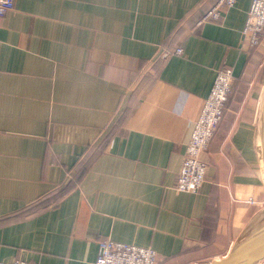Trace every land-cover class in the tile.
<instances>
[{
	"label": "crops",
	"instance_id": "0c3cea01",
	"mask_svg": "<svg viewBox=\"0 0 264 264\" xmlns=\"http://www.w3.org/2000/svg\"><path fill=\"white\" fill-rule=\"evenodd\" d=\"M216 2L14 0L0 18V259L95 264L107 238L157 264L229 252L264 206V37L242 45L251 0L200 24ZM224 66L236 80L208 180L178 191Z\"/></svg>",
	"mask_w": 264,
	"mask_h": 264
},
{
	"label": "built area",
	"instance_id": "2783aa9c",
	"mask_svg": "<svg viewBox=\"0 0 264 264\" xmlns=\"http://www.w3.org/2000/svg\"><path fill=\"white\" fill-rule=\"evenodd\" d=\"M237 0H217L214 6L199 20V23L221 20L224 12ZM14 8V0H0V18ZM264 37V0H251L250 10L243 29L242 45L253 48ZM181 54L182 49L177 48ZM235 76L232 68L221 67L213 87L205 99L202 112L195 122L191 138L177 177L175 188L181 192H198L209 177V164L204 155L217 134L224 118L226 102L233 91ZM0 264H36L22 258L0 259ZM95 264H157V253L150 247H141L112 239L100 241Z\"/></svg>",
	"mask_w": 264,
	"mask_h": 264
},
{
	"label": "water",
	"instance_id": "95a60500",
	"mask_svg": "<svg viewBox=\"0 0 264 264\" xmlns=\"http://www.w3.org/2000/svg\"><path fill=\"white\" fill-rule=\"evenodd\" d=\"M259 156L264 176V84L260 97ZM264 261V206L237 238L229 252L209 264H260Z\"/></svg>",
	"mask_w": 264,
	"mask_h": 264
},
{
	"label": "trees",
	"instance_id": "16d2710c",
	"mask_svg": "<svg viewBox=\"0 0 264 264\" xmlns=\"http://www.w3.org/2000/svg\"><path fill=\"white\" fill-rule=\"evenodd\" d=\"M231 95H232V93L230 94L229 98L231 97ZM229 98H228V100H229ZM228 100H227V102H226V105H227V103H228ZM225 110H226V106H225ZM225 110H224V114H225ZM205 154H206V153H205ZM204 158H205V160L207 161L205 155H204ZM207 162H208V161H207Z\"/></svg>",
	"mask_w": 264,
	"mask_h": 264
},
{
	"label": "rangeland",
	"instance_id": "374dc122",
	"mask_svg": "<svg viewBox=\"0 0 264 264\" xmlns=\"http://www.w3.org/2000/svg\"><path fill=\"white\" fill-rule=\"evenodd\" d=\"M252 106V105H251Z\"/></svg>",
	"mask_w": 264,
	"mask_h": 264
}]
</instances>
